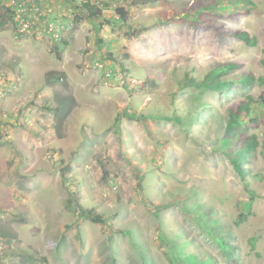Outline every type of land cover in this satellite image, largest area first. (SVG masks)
Here are the masks:
<instances>
[{
    "label": "rangeland",
    "instance_id": "obj_1",
    "mask_svg": "<svg viewBox=\"0 0 264 264\" xmlns=\"http://www.w3.org/2000/svg\"><path fill=\"white\" fill-rule=\"evenodd\" d=\"M35 1L25 3L26 35L16 34L13 16L0 29V104L9 103L0 115L8 125L16 116L32 146L4 140L0 147L6 177L0 182V234L13 237L10 243L1 239L0 264H112L113 256L116 264H136L134 248L140 257L148 251L149 264H167L169 249L159 232L177 244L193 240L190 255L224 263L214 245L204 244L197 213L184 207L191 189L200 191L203 206L215 208L213 220L231 227L238 264H264V105L254 102L256 122L239 133L257 137L249 191L219 155L223 150L213 149L215 125L191 124L188 117L197 101L225 117L246 94L255 98L264 91V0H248L250 6L241 0L235 15L224 2L212 7L214 0H66L56 15V0ZM86 2L100 10L98 16L87 14ZM5 8L12 10L9 0H0V14ZM116 8L123 9V21ZM53 22L63 38L92 24L83 31L80 57L70 52L57 58L55 40L40 32ZM91 32L93 48L86 44ZM229 63L236 68L226 78L246 74L261 82L244 91L235 84V96L223 102L182 86L218 66L229 70ZM48 70L64 72L65 86L50 77L52 86L44 85ZM59 89L74 100L66 119L49 109L54 101L45 104ZM13 151L25 164L9 161ZM70 191L77 203H69ZM241 209L247 217L236 225ZM96 215L102 223L88 219Z\"/></svg>",
    "mask_w": 264,
    "mask_h": 264
},
{
    "label": "trees",
    "instance_id": "obj_2",
    "mask_svg": "<svg viewBox=\"0 0 264 264\" xmlns=\"http://www.w3.org/2000/svg\"><path fill=\"white\" fill-rule=\"evenodd\" d=\"M157 2L159 0H134V4L139 3H152ZM209 1V0H208ZM212 1V0H210ZM214 4L212 7H216L219 2H224L229 5L228 9L232 14L237 13V8L242 3L241 0H214ZM245 3V1H243ZM246 6L253 5V2L246 0ZM83 7L87 14L91 17H96L99 15L100 10L94 9L93 5L89 3H84ZM201 7L197 9L196 12H199ZM205 8H209L206 6ZM2 11V9H0ZM115 11L118 13V18L122 21L125 19V13L122 8H116ZM195 12V13H196ZM234 12V13H233ZM13 12L5 8L3 12H1L0 16L2 17V21H0V29H3V24L6 17H11ZM235 15V14H234ZM164 24V23H162ZM234 36L241 37L244 40L248 41L249 37L244 32L234 33ZM53 52L60 58V52L57 46H53ZM226 67H229V70H223L222 66H218L216 69H210L206 73V76L201 80L191 79V81H187L182 83V86H192L197 90L208 91L209 98L215 97L217 102H223L224 98H232L235 94L232 92L234 89V85L238 84L243 91L248 89L255 80L261 82L260 77L254 78L251 75H240L237 79H229L226 78V74L229 71L236 68V65L229 63L226 64ZM53 78H52V77ZM51 78L53 81L63 82L64 86L67 83L64 72H59L58 70H48L45 74L44 85L52 86L51 82L48 78ZM48 79V80H47ZM52 97V96H51ZM246 101H240L235 107H227L225 117L222 116L220 112H218L216 107H212L209 105L200 107V102L197 103V106L194 108V111L188 116L191 124H198L206 126L208 123L215 125L214 136L211 137L214 141L213 149L216 151L218 149L223 150L224 155L220 153L221 157H225L228 159V162L233 167L234 172L238 177H240L243 181V184L246 190L249 189L250 180V163L254 160L256 155L257 148V137L255 134H250L247 138H241L240 132L246 130L249 126V122L251 121V125L255 124V114L257 113L254 102H260L264 105V91H262L257 97L253 98L250 94L245 95ZM54 101L55 105L50 106V101ZM51 101V102H52ZM73 96L71 94L64 93L61 89L56 90L54 96L50 100H45L46 108L50 106V110L55 113V116H62L65 119L70 115V111L73 108ZM65 109V111H63ZM210 137V136H209ZM211 139V140H212ZM200 143V142H198ZM219 147V148H218ZM218 148V149H217ZM237 149L236 154L230 155L226 151V149ZM228 154V155H227ZM256 177V175H254ZM260 176L258 175L256 179ZM249 191V190H248ZM69 193V192H68ZM69 203L74 204L77 203V199L74 197V192L70 191ZM202 194L200 191L191 189L189 191V196L186 200L183 201L184 207L188 213L193 211L196 214V219H198V226L200 228V235L204 239V244L210 246L214 245L219 251L220 254L224 257V263L227 262L229 264H238V252L239 245H237L236 238L232 233L231 227L227 226L222 221L213 220L218 216L215 213V208L212 206H203L201 200ZM246 211V212H245ZM241 209V213L239 214V219L234 221L237 225L239 221H243L247 217V211L245 209ZM217 216V217H216ZM89 220L96 223H102L103 219L99 215L97 216H89ZM0 243H10L13 240L12 235L1 233L0 234ZM157 238H159L160 242L164 246H167L169 249V254L167 253V264H219L213 257L210 255L207 256H198V255H190L186 249L187 246L194 245L193 240H186L185 244H177L175 241L169 240V238L163 233V235L157 233ZM2 239V240H1ZM201 249V248H198ZM133 251L136 253V264H149L152 259V256L149 257L148 251L145 250L144 254L140 257L137 255L135 248ZM184 252L185 258H181L182 253ZM115 258L112 257V264L115 263ZM154 263V262H153Z\"/></svg>",
    "mask_w": 264,
    "mask_h": 264
},
{
    "label": "crops",
    "instance_id": "obj_3",
    "mask_svg": "<svg viewBox=\"0 0 264 264\" xmlns=\"http://www.w3.org/2000/svg\"><path fill=\"white\" fill-rule=\"evenodd\" d=\"M66 4H67L66 0H56V2L54 3V6H53V7H55L54 8L55 9L54 14L56 15L55 12L58 10H59V12H61L62 7ZM87 25L90 27L92 26L91 23H85V26H82V27L78 26L74 32L69 33V34L65 33L64 38L61 40V42H54V46L58 47L60 54L67 55L68 53L72 52V53H76L78 57H80L82 55V53H83L82 48L85 46V42H86V38H85L86 36H85V33L83 31H85ZM94 35H95V33L91 32L90 34H88V37H87L88 42L86 44H88L89 47H91V48H93V39L92 38L94 37ZM92 55L97 56V54H92ZM45 74H46V72H45ZM43 76H44V74H43ZM25 97H28V94H25ZM0 108H4V109L9 108V103L0 104ZM13 109L14 108H12V110ZM0 117H1V115H0ZM4 119L5 118H2L0 121V147L3 143V141L6 140L8 144H11V143L14 144L16 142H19L23 146H25L27 149H31L32 146H31V143L29 142L30 137L27 136V132H23V130L21 128H17L18 127V125H17L18 119L16 118V116L14 117L12 122H9V123H11L10 125L5 124ZM7 157H8L10 162L13 160H14V162H17V163L23 162L22 158H20L18 155H16V151L11 152ZM7 163H9V162H7ZM7 163H4V164H7ZM23 163L25 164V162H23ZM1 166L2 165H0V182L4 181L6 179V177H3L1 175Z\"/></svg>",
    "mask_w": 264,
    "mask_h": 264
},
{
    "label": "built area",
    "instance_id": "obj_4",
    "mask_svg": "<svg viewBox=\"0 0 264 264\" xmlns=\"http://www.w3.org/2000/svg\"><path fill=\"white\" fill-rule=\"evenodd\" d=\"M27 2V0H9V5L12 9V7L15 5L16 7L14 9H12L11 11L13 12V19L15 22V26L17 28L18 35H26V32L29 31L30 28V21L28 18L25 17L24 14V8H25V3ZM35 4L37 1H35ZM46 25H44V28L41 29V33H47L50 34L52 36V39L55 40V42H61V40L63 39V34H61V29L60 27H58V25L56 26V23H45ZM109 75V73H107ZM117 78H118V74H116ZM119 78H121V74H119ZM118 78V79H119ZM131 83H135V81L132 79L130 80ZM128 83V82H127ZM0 94L2 96H4L5 91L4 90H0ZM1 245H0V249H1Z\"/></svg>",
    "mask_w": 264,
    "mask_h": 264
}]
</instances>
